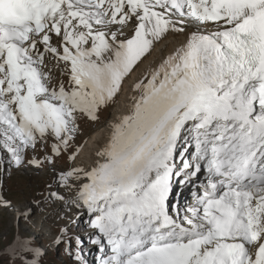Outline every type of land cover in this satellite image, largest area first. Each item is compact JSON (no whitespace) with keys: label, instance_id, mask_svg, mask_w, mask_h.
I'll list each match as a JSON object with an SVG mask.
<instances>
[{"label":"snow or ice","instance_id":"obj_1","mask_svg":"<svg viewBox=\"0 0 264 264\" xmlns=\"http://www.w3.org/2000/svg\"><path fill=\"white\" fill-rule=\"evenodd\" d=\"M136 72L131 111L77 164L81 120ZM32 167L51 175L14 201ZM202 172L174 206V181ZM57 204L92 217L98 264H264V0H0V239L21 264L46 255L21 221ZM54 243L90 264L67 226Z\"/></svg>","mask_w":264,"mask_h":264},{"label":"rangeland","instance_id":"obj_2","mask_svg":"<svg viewBox=\"0 0 264 264\" xmlns=\"http://www.w3.org/2000/svg\"><path fill=\"white\" fill-rule=\"evenodd\" d=\"M119 98L120 95L117 97L114 103H111L108 107L101 110L100 119L98 121L94 122L87 118L81 120L82 132L78 134L73 144V148L79 147V154L80 150L84 147L90 137H92L93 133H95L99 127L106 124L115 107L117 106ZM71 163L72 161L68 159V154L66 153L63 159L60 161V167L67 168L69 165H71ZM50 175V172L46 169L41 172L40 170L32 167L29 168L24 174L13 176L8 180L9 197L18 202L19 197L16 195V189L18 186L32 182L35 187L42 188L44 187V181H46ZM52 212V206H41L36 210V215L33 217L31 223L21 221L22 229H28V231H22L21 235L24 237L31 236L34 244L46 251V255L41 259V264H74V258L69 257L66 254V243L60 244L59 246L54 243V240L58 236L60 229L64 226L69 228V235L72 237L80 236L84 240V254L86 255V258L89 260L90 264H98L97 252L99 250L97 249V246L94 247L90 240L87 239L91 231H93V233L96 231L95 229L89 227V221L92 217L88 216V213L86 215V213L81 210L82 214H80L79 218L77 219V209H72L68 216L65 215L67 211L61 210V216L66 217L65 222L61 224L59 228L53 229L51 224L45 222ZM51 221H53V224H60L58 218H51ZM13 240L14 233L12 231L8 232L6 238L0 239V264H21V261L18 258H14L13 255L7 251L8 246L13 244ZM27 255L29 258H31V254Z\"/></svg>","mask_w":264,"mask_h":264},{"label":"bare ground","instance_id":"obj_3","mask_svg":"<svg viewBox=\"0 0 264 264\" xmlns=\"http://www.w3.org/2000/svg\"><path fill=\"white\" fill-rule=\"evenodd\" d=\"M171 50H172L171 47H165V45H159L157 47L156 51L149 58V61H147L144 64L143 68H146L148 66V64L153 62V61L158 64L160 62V60H162L164 57H166L171 52ZM143 68H141L140 71H143ZM139 75H140V72L134 73L132 78L130 80H128L127 83H125L124 92H123V94L120 95L118 104L115 107L114 111L112 112V115L110 116V118L108 119V121L106 122V124L104 126L99 127V129L95 133H93L92 137H90V139L86 142L84 147L80 150V154H79L78 159L76 161L77 164H82L83 166L88 167V168L93 166V164L96 160L95 151L103 143H105L107 141L109 134H110V131H111V124L113 122H115L116 120H118L120 116L127 114L128 112L131 111V105H132L131 96L133 95V93L130 91V85L133 83V81H135L138 78ZM177 182H179V181H177ZM194 183H190L187 186H180V185L176 186V183L174 181V188H175V190L177 189L180 192H185L187 190L192 189L194 187ZM60 191L62 192L63 189H60ZM55 209L56 210L55 211L53 210V212L50 214L49 218L46 219V221H45L48 224H51L53 229L59 228L61 226V224H63L65 222V218L64 219L60 218V217H63L60 214L61 210L67 211L65 213V215L68 216L71 213V210L76 209V208L72 207L70 210H68L67 208H61V206L59 204H57L55 206ZM83 211L87 215V211L86 210H83ZM57 213L59 215H57ZM51 218H58L60 221V224H58V225L53 224V221H51ZM92 234H93V231H91L89 233V237ZM41 236H42V234H41Z\"/></svg>","mask_w":264,"mask_h":264}]
</instances>
